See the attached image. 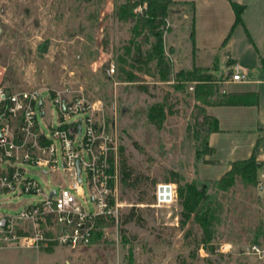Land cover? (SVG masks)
Listing matches in <instances>:
<instances>
[{
	"label": "rangeland",
	"instance_id": "rangeland-1",
	"mask_svg": "<svg viewBox=\"0 0 264 264\" xmlns=\"http://www.w3.org/2000/svg\"><path fill=\"white\" fill-rule=\"evenodd\" d=\"M144 8L140 0H0V86L59 91L69 85L73 100L101 106L95 121L116 142L117 193L124 204L120 222L105 223L108 235L88 247L0 250V264H264L246 254L247 246L264 236V206L254 184L236 177L223 191L215 180L194 175L195 165L211 153H200L195 141V117L204 121L208 105L191 89L196 82L176 77L198 68L191 65L192 6L171 0L160 40L144 26ZM198 90L212 94L215 87L199 84ZM43 96L50 98L47 92ZM58 122V110L49 104L42 128L49 133ZM25 167L45 194L55 186L51 174ZM179 178L182 185L199 182L206 200L200 205L214 213L207 244L212 251L204 247L206 237L194 217L180 223ZM161 185H174L169 204L158 199ZM85 190L91 201L86 185ZM42 198L0 194V213L14 214ZM223 243L232 250L216 251Z\"/></svg>",
	"mask_w": 264,
	"mask_h": 264
},
{
	"label": "built area",
	"instance_id": "built-area-1",
	"mask_svg": "<svg viewBox=\"0 0 264 264\" xmlns=\"http://www.w3.org/2000/svg\"><path fill=\"white\" fill-rule=\"evenodd\" d=\"M108 71L115 73V65L110 64ZM245 77L236 66L231 81L242 82ZM46 92L50 94L48 99L43 96ZM49 104L57 108L59 122L47 133L41 120L46 117ZM101 109L97 104L87 106L80 99L73 100L69 85L59 91H14L0 86V194L43 196L14 214L0 213V250L49 245L85 248L92 245L96 232L108 235L105 223L120 222L124 204L117 193L118 151L112 135L95 121ZM25 166H37L42 174H51L56 181L52 190L45 194L39 181L27 175ZM169 186V190L158 189L161 203L169 204L176 196L171 187L174 185ZM256 190L264 206V167ZM232 248L223 243L216 251L227 253ZM246 254L264 262V236L248 245Z\"/></svg>",
	"mask_w": 264,
	"mask_h": 264
},
{
	"label": "crops",
	"instance_id": "crops-1",
	"mask_svg": "<svg viewBox=\"0 0 264 264\" xmlns=\"http://www.w3.org/2000/svg\"><path fill=\"white\" fill-rule=\"evenodd\" d=\"M180 1L192 6L191 65L212 74L215 91L206 111L219 127L209 135L212 153L194 175L217 181L253 154L264 164V0ZM232 2L244 7L241 23L235 24ZM236 66L246 76L242 82L231 81Z\"/></svg>",
	"mask_w": 264,
	"mask_h": 264
},
{
	"label": "trees",
	"instance_id": "trees-1",
	"mask_svg": "<svg viewBox=\"0 0 264 264\" xmlns=\"http://www.w3.org/2000/svg\"><path fill=\"white\" fill-rule=\"evenodd\" d=\"M144 4H146V8L143 10V24L146 27L147 31L158 38L161 39L162 31L166 26L167 18L169 16V6L171 0H140ZM233 8L236 13V21L235 24L242 22V13L244 10L243 6H239L238 4L232 2ZM133 7V6H132ZM126 11H119L121 16L126 15ZM163 61L160 62V66H163ZM183 76V79H182ZM176 77L179 80L185 81H193L196 82L194 86L195 92L197 96H201L204 100V103L207 105L212 104L213 102L209 101V98L212 96L211 92H203L198 90L199 84H208L211 82L212 74L209 73L208 68L198 67L193 69L192 71L179 72L176 74ZM225 96V95H224ZM220 104L228 103V101L221 100ZM210 118V122H206V119ZM204 119V115H203ZM151 120L156 122V116L153 114L151 116ZM196 131H195V141L197 145V149L204 153H212V148L209 146V135L213 132L219 130L217 119L207 116L205 114V119L202 121L201 117H195ZM205 162V161H204ZM264 164L257 160L256 154H253L252 157L245 160H238L232 163V167L229 171H227L219 180L215 182L216 186L223 190L228 191L235 182L236 177H242L243 179L254 184L256 188L257 178L259 173L261 172ZM128 177V174H125ZM175 182L179 185L178 196L180 199V203L182 205L181 211V225H185L192 217L194 220L199 223L203 229L205 239L206 249L209 251L214 250L215 248L207 244H211L213 237V227H214V213L212 212L211 207L202 206L200 202L205 198L204 192L201 190L199 182L193 181L191 183L186 182L182 185V179H175ZM264 232L262 233V235ZM100 232H96L92 238V244L97 242L102 236ZM259 239L254 240L253 242H257Z\"/></svg>",
	"mask_w": 264,
	"mask_h": 264
},
{
	"label": "water",
	"instance_id": "water-1",
	"mask_svg": "<svg viewBox=\"0 0 264 264\" xmlns=\"http://www.w3.org/2000/svg\"><path fill=\"white\" fill-rule=\"evenodd\" d=\"M80 130H81V127L79 128V131H80ZM78 174H80L79 163H78ZM165 188H166L167 190H169V189H170V186H169V185H167L166 187H165L164 185H161V186H160V190H161V191H163V189H165ZM54 193H55V192H53L52 195H54Z\"/></svg>",
	"mask_w": 264,
	"mask_h": 264
},
{
	"label": "bare ground",
	"instance_id": "bare-ground-1",
	"mask_svg": "<svg viewBox=\"0 0 264 264\" xmlns=\"http://www.w3.org/2000/svg\"><path fill=\"white\" fill-rule=\"evenodd\" d=\"M169 198V197H168Z\"/></svg>",
	"mask_w": 264,
	"mask_h": 264
}]
</instances>
